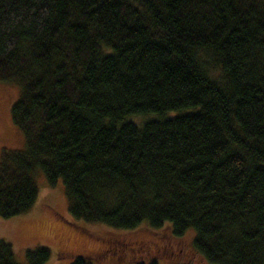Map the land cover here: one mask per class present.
<instances>
[{"label": "trees", "instance_id": "16d2710c", "mask_svg": "<svg viewBox=\"0 0 264 264\" xmlns=\"http://www.w3.org/2000/svg\"><path fill=\"white\" fill-rule=\"evenodd\" d=\"M0 80L27 142L0 159V217L35 208L43 170L76 220L264 264V0H0ZM50 259L0 239V264Z\"/></svg>", "mask_w": 264, "mask_h": 264}, {"label": "rangeland", "instance_id": "374dc122", "mask_svg": "<svg viewBox=\"0 0 264 264\" xmlns=\"http://www.w3.org/2000/svg\"><path fill=\"white\" fill-rule=\"evenodd\" d=\"M19 97L17 86L0 80V159L5 150L27 148L23 131L12 119V107ZM36 177L39 198L35 208L9 219L0 217V239L13 246L19 263L26 262V250L43 246L51 252L47 264H71L78 255H102L108 249L104 256L107 264H134L139 254L146 256L145 262L164 257L167 264H211L195 247L194 229L177 236L167 229L125 230L79 221L69 211L64 185L51 186L43 170H38ZM111 248L123 250L115 254ZM68 253L74 257H60Z\"/></svg>", "mask_w": 264, "mask_h": 264}, {"label": "flooded vegetation", "instance_id": "af4514ba", "mask_svg": "<svg viewBox=\"0 0 264 264\" xmlns=\"http://www.w3.org/2000/svg\"><path fill=\"white\" fill-rule=\"evenodd\" d=\"M113 245H114V244H113ZM120 245H121V244H120ZM114 247H115V246H114ZM111 250H114V249L111 248ZM117 252H118V251H116V253H117Z\"/></svg>", "mask_w": 264, "mask_h": 264}]
</instances>
